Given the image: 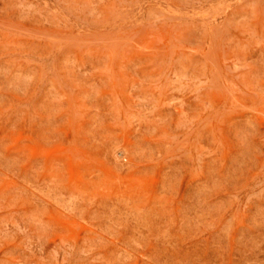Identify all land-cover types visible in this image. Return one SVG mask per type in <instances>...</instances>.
<instances>
[{"label": "rangeland", "instance_id": "1", "mask_svg": "<svg viewBox=\"0 0 264 264\" xmlns=\"http://www.w3.org/2000/svg\"><path fill=\"white\" fill-rule=\"evenodd\" d=\"M0 264H264V0H0Z\"/></svg>", "mask_w": 264, "mask_h": 264}]
</instances>
